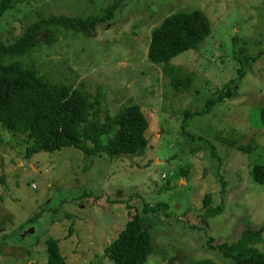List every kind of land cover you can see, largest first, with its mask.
<instances>
[{"label":"rangeland","instance_id":"obj_1","mask_svg":"<svg viewBox=\"0 0 264 264\" xmlns=\"http://www.w3.org/2000/svg\"><path fill=\"white\" fill-rule=\"evenodd\" d=\"M113 2L21 0L0 18V41H13L40 16L101 14ZM196 10L212 32L171 61L193 79L178 91L148 59L151 34L166 17ZM21 61L54 83L83 86L93 100L101 90L103 119L140 105L149 146L143 155L64 147L27 159L25 136L0 123V264H46L50 238L60 240L68 264H113L105 248L129 211L142 215L145 204H166L143 215L155 247L145 264H229L217 246L263 225L264 185L252 169L264 164V0H128L90 36L61 30ZM230 81L232 95L208 109ZM234 140L255 150L243 153ZM221 178L224 211L205 216L206 194L214 206L222 201ZM257 247L264 251V239Z\"/></svg>","mask_w":264,"mask_h":264},{"label":"trees","instance_id":"obj_2","mask_svg":"<svg viewBox=\"0 0 264 264\" xmlns=\"http://www.w3.org/2000/svg\"><path fill=\"white\" fill-rule=\"evenodd\" d=\"M20 1L0 0V18ZM126 1L114 0L101 14L40 16L13 41H0V123L7 131L25 136L27 159L40 152L53 153L64 147H74L87 156L105 152L111 157L143 155L148 149L146 133L149 121L140 105H129L114 116L107 115L103 119L106 94L101 90L93 100L83 86L54 83L39 70L21 61L33 54L40 44H54L61 30L90 36L93 28L112 20L116 10ZM211 32L212 23L202 10L172 14L153 29L148 59L163 67L164 73L175 81L176 90L187 89L193 79L184 77L183 67L171 61L186 51L198 49ZM240 77H244V71H241ZM233 83L226 84L227 89L220 96L208 100L207 108L229 98ZM259 115L264 123V107ZM230 145L243 153L255 150V147L243 145L238 140L231 141ZM252 176L257 183L264 185V164H255ZM220 180L222 201L214 206L212 194H206L203 199L205 216L215 217L224 211L227 183L223 178ZM163 207L166 204H145L142 215L129 211L130 219L125 227L105 248V255L113 264H145L148 261L155 247L143 215L157 213ZM70 231L69 236L73 233V226ZM263 234L264 223L258 229L244 230L238 241L222 243L217 247L225 258L231 260L229 264H264V251L257 247L263 242ZM47 252L46 264H68L61 253L60 240L48 239ZM197 264L227 263L203 259Z\"/></svg>","mask_w":264,"mask_h":264}]
</instances>
